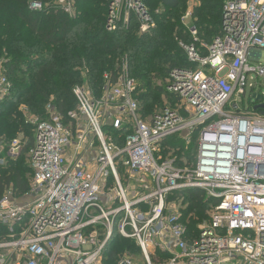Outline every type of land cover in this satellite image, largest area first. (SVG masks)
I'll list each match as a JSON object with an SVG mask.
<instances>
[{
  "label": "built area",
  "instance_id": "1",
  "mask_svg": "<svg viewBox=\"0 0 264 264\" xmlns=\"http://www.w3.org/2000/svg\"><path fill=\"white\" fill-rule=\"evenodd\" d=\"M55 3L74 14L75 0ZM46 7L30 4L32 11ZM162 12L146 0H110L105 29L151 34ZM181 23L192 42L177 41L193 67L170 72L163 104L148 118L141 116L143 90L125 56L105 76L100 101L88 83L76 86L77 108L68 121L52 104L46 118L28 121L32 175L28 192L8 190L0 200V264H105L117 237L133 240L140 253V262L126 257L117 264H154L156 254L160 264L237 258L264 264V111L252 107L264 103V93L249 84L264 80V0L226 1L211 44L199 38L193 8ZM248 88L246 110L233 99ZM10 89L1 77L0 103ZM124 132L130 133L116 144L114 136ZM180 138L196 142L190 161L167 144ZM21 141L7 146L9 158L19 156ZM187 192L202 193L208 203V219L194 231L183 220ZM196 215L189 212L190 219Z\"/></svg>",
  "mask_w": 264,
  "mask_h": 264
},
{
  "label": "trees",
  "instance_id": "2",
  "mask_svg": "<svg viewBox=\"0 0 264 264\" xmlns=\"http://www.w3.org/2000/svg\"><path fill=\"white\" fill-rule=\"evenodd\" d=\"M38 1L47 7L42 11L30 10V4ZM188 1L146 0L151 11L162 8L163 12L155 16L157 28L141 36L135 31H106L110 0L108 4L107 0H75L79 13L74 16L62 12L51 0H0V60L4 61L3 75L15 91L8 102L0 103V142H5L7 148L13 141L12 135L29 132L30 124L18 112L21 104L39 118H46L45 108L52 104L68 121L77 107L73 89L83 82V72L89 74L94 88L102 89L104 72L108 69L115 73L125 56L129 58L132 77L143 90L139 99L145 114L162 106L165 91L157 81L165 80L175 68L193 67L177 41L192 42L181 23ZM196 1L201 6L193 9L194 24L199 38L211 44L220 33L225 0ZM32 132L28 148L33 143ZM178 140H169L167 144L176 147ZM9 162L8 170L5 165L0 166L1 171L6 170L0 174V200L8 190L15 195L29 190L32 172L24 151ZM185 195L186 202H190L189 212L196 210L199 216L206 212L208 203L202 193ZM135 244L131 239L115 238L108 247L105 264H117L119 254L125 251L134 253Z\"/></svg>",
  "mask_w": 264,
  "mask_h": 264
},
{
  "label": "rangeland",
  "instance_id": "3",
  "mask_svg": "<svg viewBox=\"0 0 264 264\" xmlns=\"http://www.w3.org/2000/svg\"><path fill=\"white\" fill-rule=\"evenodd\" d=\"M51 1H55V0H51ZM226 1H228V0H225L223 2H226ZM108 2H109V0H107L106 4H108ZM198 6H201V2H197L196 0H189L188 1V7H187L186 12L190 8H193L194 9L195 7H198ZM76 12L79 13V8L78 7L74 10V14L72 16H74L75 14H77ZM105 16H106V14H105ZM260 63H262L264 65V51L262 53V58L260 60ZM3 71H4V61L3 60H0V78L1 77H4ZM110 72L111 71H109L108 69L104 72L105 73L104 74V80H105V76L108 75V74H110ZM82 80H83V82L80 83V84H78L77 86H80V85L83 86V85H85V84L88 83L91 86V89L94 92V98H95V100L97 102L100 101L102 99V97H103L104 86H103L102 89H100V87H95L94 88L92 86L91 82H90L89 74H87V72H83V74H82ZM259 82H261L263 85H260V83H258V80L256 78L253 81H251L250 78H249V84H254L255 85V89H256L257 92L264 93V80L260 79ZM157 83L161 87L162 86L163 87L165 86L164 85L165 80L160 79L159 81H157ZM9 84L11 86L10 93H9L8 97L6 99H4L1 103L8 102L11 99V97H13V94H14L15 91H14L13 85L10 83V81H9ZM75 87H76V85H75ZM163 95H164V93L162 94L161 98L163 97ZM251 96H252L251 95V90H250V88H248L245 96L240 97L238 99H236V97H235L233 99V102L236 101L239 104L240 107H244L246 110H248V109L251 108V106L249 105V100L251 99ZM52 100L53 99H51L49 101V103L52 102ZM167 101H168V99L166 98L165 99V102H167ZM252 107H254V110H256L257 112H260L261 110L264 111V103H261V104L256 103L255 104V102H253L252 103ZM25 108L26 107L23 106L22 104L19 105L18 112L22 116H24V119L28 122V121H31L33 118H35V116L32 113H30L29 110L28 111H25ZM76 108L77 107H74V109H76ZM229 109L232 112H235L236 111L233 106H231ZM45 111H46V108H45ZM153 111L146 112V114H145V112L142 110L141 111V116L144 117V118H148L153 113ZM82 125L83 124H81L80 126H82ZM80 126H78V127H80ZM29 127H30V130H29V132H27V134H25V133L24 134H21V135H16L15 134V135H12L11 138H13L12 140H15V139H19V140L21 139L22 140L21 141V143H22V149L20 150V154L19 155H21L23 153V151H24V159H25V162H26L27 166L29 167V170L31 171V168H30V165H29V158H28L29 157L28 156V154H29L28 143L30 142V140H29L28 137H30L29 135L31 134V132L33 130V125L30 124ZM108 132H110L109 129H108ZM129 133L130 132H124L123 135H120L122 137H120L119 135L114 136V140H115L116 144L122 145V143L124 141V138H126V135H128ZM3 139L6 140V138L4 136H3ZM74 140H76V136H74ZM172 142H173V140H170L169 141V143H172ZM1 144H3V145H1ZM1 144H0V166H4L5 165L4 169L8 170L10 168V166H11V163L9 162V159L10 158L8 157V150H7V148H5V142H3ZM177 145L181 148V150H184L185 158L188 161L192 160V158H193V156H194V154L196 152V142L194 141L190 145H186V140L183 139V138H180L178 140V142H177ZM187 146H188V149H186ZM92 152L95 153L96 150H94ZM92 152L89 155H87V158H89L88 161H90V162H91V159H92V156H90V155H92ZM4 169L2 171L0 170V174L6 171ZM30 173L31 172H29V174ZM29 174H27V176ZM120 174L123 177V179L125 180L126 173H125V170L124 169H121L120 170ZM123 184L124 185H127L128 183L127 182H123ZM183 209H185L184 210V216H183L184 223L190 227V230L191 231L196 230L200 224H203L208 219V216H207V214L205 212L204 214H201L200 215L201 217L199 216V214H197V216H195L194 219L191 220L189 218V211H188L190 209V202H186V198H185V201H184V204H183ZM194 224H196V225H194ZM131 251L132 250H130V252L129 251H125L122 254H119L118 261L123 260L124 258L127 257V258L134 259L137 262H140V258H139L140 257V253H139V250H138L136 244H135V248L133 249L134 253L131 252ZM161 257H162V255L156 254V256L154 257V259H152L153 263L154 264H160L161 263L160 261H162L161 260L162 259ZM222 264H246V262H245L244 259L237 258V259H232V260L224 261Z\"/></svg>",
  "mask_w": 264,
  "mask_h": 264
},
{
  "label": "water",
  "instance_id": "4",
  "mask_svg": "<svg viewBox=\"0 0 264 264\" xmlns=\"http://www.w3.org/2000/svg\"><path fill=\"white\" fill-rule=\"evenodd\" d=\"M260 99V96H258L257 98H256V100H259Z\"/></svg>",
  "mask_w": 264,
  "mask_h": 264
}]
</instances>
